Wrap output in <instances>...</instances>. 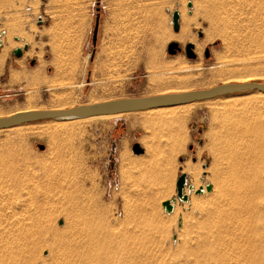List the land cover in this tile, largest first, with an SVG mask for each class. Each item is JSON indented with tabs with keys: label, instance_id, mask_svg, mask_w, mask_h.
Here are the masks:
<instances>
[{
	"label": "rangeland",
	"instance_id": "374dc122",
	"mask_svg": "<svg viewBox=\"0 0 264 264\" xmlns=\"http://www.w3.org/2000/svg\"><path fill=\"white\" fill-rule=\"evenodd\" d=\"M0 40V116L206 88L244 73L264 80V0H0ZM172 42L180 49L169 54ZM71 120L0 129V188L16 184L20 195L0 205V264H264V93ZM180 173L195 186H184L186 201L176 197ZM207 183L210 191L194 193ZM172 197L167 213L161 202ZM73 242L91 244L80 263Z\"/></svg>",
	"mask_w": 264,
	"mask_h": 264
},
{
	"label": "water",
	"instance_id": "95a60500",
	"mask_svg": "<svg viewBox=\"0 0 264 264\" xmlns=\"http://www.w3.org/2000/svg\"><path fill=\"white\" fill-rule=\"evenodd\" d=\"M187 6L190 7L191 3L187 2ZM171 22L174 31L178 30V19L179 12L177 10L172 12ZM99 16H95V23L92 31V42L95 43L97 29H98ZM1 44V40H0ZM192 43H188L185 46V53L187 57L194 58L195 55L192 51ZM180 48L176 43L168 45L167 52L174 54L176 50ZM15 56L21 55V48L16 47L13 49ZM206 57L208 53H205ZM33 63V62H32ZM261 91L264 92V80H250L245 82H226L219 83L206 88L190 89L185 91H171L165 93H158L152 95L143 96H125L113 99H107L98 102L84 103L74 105L67 108L57 109H31L25 111H18L6 116H0V129L17 126L23 123L34 122L45 119H75L84 118L90 116L99 115H111L135 111H143L152 108L166 107L177 104H185L205 99H211L227 94H233L244 91ZM136 152V150H135ZM187 185L188 189L192 188L191 184H187L185 173H180L177 176L175 183L176 197L180 201L187 200V194L183 192L184 186ZM210 191L211 184L207 183L205 186H199L194 190V193L198 194L203 191ZM175 198L172 197L170 200H164L161 202L162 208L165 212L170 213L173 210L172 201Z\"/></svg>",
	"mask_w": 264,
	"mask_h": 264
},
{
	"label": "bare ground",
	"instance_id": "6f19581e",
	"mask_svg": "<svg viewBox=\"0 0 264 264\" xmlns=\"http://www.w3.org/2000/svg\"><path fill=\"white\" fill-rule=\"evenodd\" d=\"M180 11H181V10H180ZM181 13H182V12H181ZM182 16H183V15H182ZM182 18H184V17H182ZM185 20H186V22L188 23L189 19H185ZM185 24H186V23H185ZM186 30H187L186 27H182V28H181V31H180V34H179V38H185V34H186V32H187ZM24 36H25V38H28V35H24ZM212 38H213V37H212L211 34H207L205 40L208 41V40H211ZM191 39H192V38H190V40H191ZM26 40H27V39H26ZM19 44H20V43H17L18 47H19ZM12 45H14V43H13ZM194 49L199 53V52L201 51V49H202V45H201V44H199V45L196 44ZM29 53H30V52H29ZM195 66H196V65H195ZM196 67H197V66H196ZM233 75H234V74H233ZM248 75H249V76H248ZM250 75H251V73H250V74H247V73H246V75H245V73H244V74H238V75L232 76L231 78H233V77H234V78H235V77L239 78L238 80H234V81L227 80V79H229V77L231 76V75H230V76L228 75L229 77H227V78L225 77L224 79H226V80L223 81L222 83H226V82H245V81H250V80H252V79L250 78V77H251ZM257 75H258V74H257ZM254 76H255V75H254ZM258 92H259V93H264V92H261V91H258ZM231 102H234V100L231 101ZM190 103H192V102H190ZM190 103L177 104V105L166 106V107H176V106H178V105H188V104H190ZM28 107H30V106H28ZM31 109H34V108H25V109H22V110H19V109H18V110H15L14 112L25 111V110H31ZM160 109H163V107L147 109V110H145V111H148L150 114H155V112H156L157 110H160ZM14 112H12V113H14ZM12 113H10V114H12ZM119 114H120V113H119ZM8 115H9V114H8ZM111 115H117V114H111ZM99 116H109V115H99ZM91 117H96V116H91ZM91 117L76 118V120H80V119H88V118H91ZM76 120H71V121H76ZM65 122H67V121H66V120H62V121H57V122H55V123H58V124H59V123H65ZM175 149H176V148H175ZM0 161H2V160H0ZM235 162H236V164H237V161H235ZM2 164H3V163H2ZM238 164H239V162H238ZM238 164H237V165H238ZM244 164H245V163H244ZM244 164H243V162H242V165H243V166H244ZM3 165H4V164H3ZM237 165H236V166H237ZM242 165H241V166H242ZM7 166H8V165H7ZM236 166H235V167H236ZM238 166H239V165H238ZM253 166H254V165H253ZM193 167H194V166L190 167V164H189V163H185L183 168L189 170V169H191V168H193ZM235 167H233V168L235 169ZM56 168H57V167H56ZM248 168H249V167H248ZM252 168H254V167H252ZM252 168H251V169H252ZM255 168H257V167H255ZM255 168H254V169H255ZM239 169H240V168H239ZM257 169H258V168H257ZM6 170H7V169H6ZM51 170H52V169H51ZM235 170H236V169H235ZM0 171H1V170H0ZM10 171H11V170H10ZM58 171H59V170H58ZM58 171H57V172H58ZM237 171H238V168H237ZM239 171H240V170H239ZM252 171H253V170H252ZM252 171H251V172H252ZM6 172H7V171H6ZM6 172H5V173H6ZM233 172H234V170H233ZM233 172H232V173H233ZM240 172H241V171H240ZM251 172H250V173H251ZM256 172H257V171H256ZM256 172H255V173H256ZM13 173H14V172H13ZM11 174H12V173H11ZM234 174H235V173H234ZM238 174H239V173H238ZM238 174H237V175H238ZM240 174H241V173H240ZM240 174H239V175H240ZM252 174H254V171H253ZM14 175H15V174H14ZM14 175H12V177H13ZM54 175H55V174H54ZM230 175H231V174H230ZM62 176H63V175H62ZM235 176H236V175H235ZM235 176H234V177H235ZM1 177H2V175H1ZM58 177H60V176H58ZM232 177H233V176H232ZM10 178H11V177H10ZM49 178H50V177H49ZM61 178H62V177H61ZM236 178H237V177H236ZM240 178H241V177H240ZM0 179H1V178H0ZM242 179H243V178H241V180H242ZM238 180H239V179H238ZM243 180H244V179H243ZM243 180H242V181H243ZM246 180H247V178L245 179V182H247ZM4 181H6V180H4ZM9 181H10V180H9ZM59 181H60V180H59ZM13 182H14V181H13ZM65 182H66V181H65ZM239 182H240V181H239ZM243 182H244V181H243ZM1 183H2V182H1ZM61 183H62V182H61ZM241 183H242V182H241ZM227 184H228V183H227ZM243 184H244V183H243ZM243 184H240V186L243 185ZM7 185H8V184H7ZM11 185H12V184H10V185H8V186H5V185H4V187L2 186V187L0 188V205H4L2 201H4L5 196H6V197H7V196H11V197H13V198H18V197H20V195H17V193H16V191H15V188H16V187L14 188V186H16V184H15V185L13 184V186H11ZM18 185H19V184H18ZM54 185H55V184H54ZM238 185H239V184H238ZM244 185H245V184H244ZM247 185L250 186V185L247 183V184H246V187H247ZM225 186H226V185H225ZM234 186H236V184H235ZM54 187H55V186H54ZM194 187H195V186H192L191 189H193ZM237 187H238V186H236V188H237ZM242 187H243V186H242ZM242 187H241V188H242ZM57 188H58V187H57ZM238 188H239V187H238ZM53 189H54V188H53ZM191 189H188V191H191ZM223 189H224V188H223ZM242 189L244 190V188H242ZM9 190H12V191L10 192ZM232 190H234V189H232ZM243 190H242V192H243ZM248 190H249V188H248ZM248 190H247V191H248ZM8 191H9L10 193H9ZM227 191H228V190H227ZM237 191H238V189H237ZM245 191H246V190H245ZM247 191H246V192H247ZM231 192H232V191H231ZM234 192H236V191L234 190L233 193H234ZM239 192H240V191H239ZM15 193H16V194H15ZM221 194H222V193H221ZM224 194H225V193H223L222 196H223ZM228 194H230V192H228V193L225 194V195L227 196ZM237 194H239V193H237ZM237 194H236V195H237ZM240 194H241V193H240ZM12 195H13V196H12ZM15 195H16V196H15ZM225 195H224V197H225ZM222 196H221V197H222ZM228 196L231 197V195H228ZM237 196H238V195H237ZM244 196H245V195H244ZM31 197H32V196H31ZM233 197H234V195H232L231 198H233ZM26 198H28V196H27ZM32 198H33V197H32ZM34 198H35V197H34ZM222 198H223V197H222ZM222 198H221V199H222ZM227 198H228V197H226V199H227ZM235 198H236V197H235ZM238 198H239V197H238ZM224 199H225V198H224ZM228 199H229V198H228ZM24 200H25V199H24ZM26 200H28V199H26ZM29 200L31 201L30 198H29ZM36 200H37V199H36ZM36 200H35V201H36ZM237 200H238V199H237ZM30 201H26V202H30ZM35 201H34V202L31 201V202H33V204H34ZM222 201H224V200L222 199ZM230 201L232 202L231 199H230ZM235 201H236V199H235ZM238 201L241 202V203L243 202V203L245 204L244 201H241V198H240V200H238ZM238 201H236V202H238ZM10 202H11V201H10ZM13 202H14V201H13ZM22 203H23V200H22ZM37 203H38V202H37ZM217 203H218V202H217ZM219 203H220V201H219ZM221 203H222V202H221ZM227 203H228V202H227ZM233 203H235V202H233ZM26 204H27V203H26ZM40 204H41V203H40ZM235 204H236V203H235ZM238 204H239V203H238ZM34 205H35V204H34ZM217 205H218V204H217ZM226 205H228V204H226ZM241 205H242V204H241ZM31 206H32V205H31ZM220 206H221V205H220ZM223 206H224V205H223ZM228 206H229V205H228ZM228 206H227V208H228V210H229V207H228ZM230 206H231V205H230ZM236 206H237V205H236ZM243 206H244V205H243ZM243 206H242V210H243V212H244V210H246V209H244V207L246 208V206H244V207H243ZM37 207H38V206H37ZM216 207H218V206H216ZM221 207H222V206H221ZM239 207H240V205H239ZM239 207H238V209H239ZM34 208H35V207H34ZM227 208H226V209H227ZM230 208H231V207H230ZM233 208H235V207H233ZM233 208H231V211L233 210ZM6 209H7V208H6ZM206 209H208V207H207ZM216 209H218V208H215V210H216ZM223 209H224V208L222 207V210L220 209V211H223ZM235 209H236V208H235ZM238 209H237V210H234V211H238ZM240 209H241V208H240ZM35 210H37V209H35ZM204 210H205V209H204ZM210 210H211V209L209 208L208 211H210ZM213 210H214V209H213ZM228 210H227V213H226V214H229V215H230L231 213H229ZM242 210H239V211H242ZM206 211H207V210H206ZM218 211H219V210H218ZM231 211H230V212H231ZM29 212H30V211H29ZM34 212H35V211H34ZM211 212L213 213L212 215H214V214L216 215V214L218 213V212H217V213H214L215 211H212V210L210 211V213H211ZM243 212H242V213L240 212L241 214H239V212H237L238 215H240V218H241V215L243 214ZM205 213H207V212H205ZM221 213H222V212H221ZM221 213H220V214H221ZM30 214H31V213H30ZM32 214H33V213H32ZM32 214H31V215H32ZM35 214H36V213H35ZM222 214H223V213H222ZM222 214H221V215H222ZM224 214H225V212H224ZM226 214H225V215H226ZM31 215L28 216V217H29L28 219H30V220H31ZM38 215H39V213H38ZM204 215H205V214H204ZM217 215H218V214H217ZM225 215H224V216H225ZM232 215H233V214H232ZM39 216H40V215H39ZM205 216H207V214H206ZM208 216H209V213H208ZM230 216H231V215H230ZM234 216H235V217L237 216L236 213H235ZM211 217H212V216H211ZM211 217H210V218H211ZM215 217H216V216H215ZM215 217L213 218L214 220H215ZM218 217H219V216H218ZM228 217H229V216H228ZM228 217H227V215H226V219H228ZM235 217H231V218L229 217V219H231V222H234V221H236V219H239L238 217H236V219L232 221V219L235 218ZM37 218H40V217H38L37 215H33V219H32V220L36 221ZM79 218H80V217H79ZM242 218H243V217H242ZM245 218H246V217H245ZM211 219H212V218H211ZM211 219H210V220H211ZM213 219H212V220H213ZM218 219H219V218H218ZM220 219H222L221 216H220ZM30 220H29V221H30ZM80 220H81V219H80ZM206 220H207V218H206ZM212 220H211V221H212ZM224 220H225V218H224ZM241 220H243V219H240V221H241ZM34 221H33V222H34ZM39 221H40V220H39ZM219 221H220V220H219ZM219 221L216 220V223L218 224ZM226 221H227V220H226ZM237 221H238V220H237ZM37 222H38V221H37ZM37 222H36V223H37ZM207 222H208V221H207ZM207 222H205V224H207ZM221 222H223V221L221 220ZM228 222H229V220H228ZM231 222H230V223H231ZM29 223H30V222H29ZM203 223H204V222H203ZM208 223H209V222H208ZM210 223H213V222H210ZM210 223H209V224H210ZM239 223H240V222H239ZM34 224H35V223H34ZM76 224H77V223H76ZM217 224H216V225H217ZM200 225H201V224H200ZM212 225H214V223H213ZM231 225H233V224L231 223ZM76 226H77V225H76ZM203 226H204V225H203ZM203 226L201 225V228H203ZM218 226H219V225H218ZM229 226H230V225H229ZM85 227H86V226H85ZM209 227H210V226H209ZM213 227H214V226H213ZM79 228H81V227H79ZM82 228L84 229V227H82ZM82 228H81V229H82ZM198 228L201 229L200 226H198ZM211 228H212V226H211ZM36 229H37V227H36ZM77 229H78V228H77ZM77 229H76V231H77ZM83 229H82V230H83ZM226 229H227V228H226ZM14 230H15V229H14ZM74 230H75V229H73V231H74ZM86 230H87V229H85V231H86ZM202 230H203V229H202ZM35 231H36V230H35ZM73 231H72V233H73ZM80 231H81V230H79L78 232H80ZM200 231H201V230H200ZM200 231H199V232H200ZM37 232H38V231H37ZM78 232H77L76 234H78ZM82 232H83V231H82ZM82 232H80V233H82ZM202 232H203V231H202ZM207 232H208V234L211 233L210 231H207ZM209 232H210V233H209ZM214 232H215V231H214ZM22 233H23V232H22ZM22 233H21V234H22ZM25 233H26V232H25ZM27 233H28V232H27ZM31 233H32V232H31ZM40 233H41V232H40ZM50 233H51V232H50ZM50 233H48V234H49V238H50V236H52ZM53 233H54V232H53ZM84 233H85V232H84ZM87 233L89 234V232H87ZM87 233H86V234H87ZM215 233H216V232H215ZM215 233H214V234H215ZM33 234H35V233H33ZM37 234L39 235V232H38ZM54 234H55V233H54ZM70 234H71V233H70ZM76 234H75V236H78V238L80 239V237H79L80 234H79V235H76ZM86 234H84V235L82 234V235H83L82 237H84ZM198 234H199V233L197 232V235H198ZM200 234H201V233H200ZM200 234L198 235L199 237H201V235H202V234H201V235H200ZM205 234H206V233H205ZM212 234H213V233H212ZM23 235H24V234H23ZM30 235H32V234H30ZM55 235H56V234H55ZM72 235H73V234H72ZM206 235H207V234H206ZM17 236H18V235H17ZM19 236H21V235L19 234ZM19 236H18V237H19ZM25 236H26V235H25ZM53 236H54V235H53ZM59 236H60V234H59ZM86 236H87V235H86ZM88 236H89V235H88ZM209 236H210V235H209ZM22 237H23V236H22ZM34 237H35V235H34ZM54 237H55V236H54ZM56 237H57V236H56ZM56 237H55V238H56ZM82 237H81V238H82ZM210 237L215 238L214 235H212V236H210ZM222 237H223V236H222ZM222 237H221V238H222ZM26 238H27V237H26ZM36 238H38V237H36ZM68 238H69V237H68ZM72 238H73V237H72ZM75 238H76V237H75ZM75 238H73L74 242H75ZM85 238H86V237H85ZM203 238H204V236L202 237V239H203ZM207 238H208V237H207ZM207 238H204V240L207 239ZM228 238H229V237H228ZM21 239H22V238H21ZM24 239H25V238H24ZM50 239H51V238H50ZM59 239H60V238H59ZM87 239H88V237H87ZM87 239H86V241H87ZM17 240H18V239H17ZM25 240H27V239H25ZM56 240H57V239H56ZM62 240H63V239H62ZM62 240H59V241H62ZM80 240H81V239H80ZM91 240H92V239H91ZM195 240H196V239H195ZM195 240H194V241H195ZM226 240H227V239H226ZM77 241H78V240H77ZM81 241H82V240H81ZM201 241H202V240H200V242H201ZM205 241H206V240H205ZM208 241H210V240H208ZM235 241H236V240H235ZM250 241H251V240H250ZM250 241H249V242H250ZM52 242L55 243L54 239H52ZM74 242H73V243H74ZM89 242H90V241H88V243H89ZM94 242H95V241H94ZM94 242L91 241V243H93V244H94ZM196 242H197V240H196ZM202 242H204V241H202ZM202 242H201V243H202ZM1 243H2V242H1ZM57 243H58V242H56V244H57ZM61 243H62V242H61ZM76 243H78V242H76ZM76 243H74V244L76 245ZM79 243H81V244H79ZM79 243H78V246L76 245L77 248H75V251L77 252V254H76V255H77V262L80 263L81 260H83V259H85V258L87 257V253H88L87 249L89 250V248H90L89 246H90L91 244L88 246V245L86 244L87 242H79ZM96 243H97V242H96ZM198 243H199V242H197L196 244H198ZM204 243H205V242H204ZM209 243H211V242H209ZM59 244H60V243H58V245H59ZM66 244H67V246H68V244H70V241H69L68 243H65L64 245L66 246ZM93 244H92V245H93ZM194 244H195V243H194ZM196 244H195V245H196ZM199 244H200V243H199ZM202 244H203V243H202ZM72 245H73V244H72ZM95 245L98 246L99 244H95ZM200 245H201V244H200ZM200 245H199V246H200ZM250 245H251V244H250ZM60 246H61V245H60ZM196 246H197V245H196ZM199 246H198V247H199ZM201 246H202V245H201ZM205 246H208V245H205ZM69 247H70V245H69ZM71 247H72V246H71ZM93 247H94V246H93ZM198 247H197V248H198ZM229 247H230V246H229ZM245 247H246V246H245ZM62 248H63V246H62ZM195 248H196V247H195ZM202 248L204 249L203 246L201 247V249H202ZM206 248H207V247H206ZM247 248H248V247H247ZM60 249H61V247H60ZM94 249H95V248H94ZM198 249H199V248H198ZM203 249H202L201 251H203ZM209 249H210V248H209ZM209 249H207V253H208ZM243 249H244V248H243ZM56 250H57V249H56ZM67 250L69 251V250H71V249L68 248ZM72 250H73V249H72ZM91 250H92V248H91ZM199 250H200V249H199ZM199 250H196V251H199ZM204 250H205V249H204ZM210 250H211V249H210ZM223 250H224V249H223ZM251 250H252V249H250V251H251ZM255 250H256V249H255ZM260 250H261V249H260ZM58 251H59V250H58ZM64 251H65V250H64ZM68 251H67V252H68ZM67 252H66V253H67ZM76 252H75V253H76ZM89 252H92V251H89ZM203 252L206 253L205 251H203ZM209 252H211V251H209ZM247 252H248V251H247ZM252 252H253V250H252ZM60 253H61V252H60ZM71 253H72V252H71ZM75 253H72V254L75 255ZM199 253H200V252H197V254H199ZM243 253H246V252H243ZM62 254H63V253H62ZM195 254H196V253H195ZM200 254H201V253H200ZM254 254H255V253H254ZM60 255H61V254H60ZM60 255H59V256H60ZM73 255H72V256H73ZM89 255H90V254H89ZM203 255H205V254H203ZM210 255H211V254H210ZM210 255H209V256H210ZM220 255H221V254H220ZM245 255H247V253H246ZM69 256H70V255H69ZM198 256H199V255H198ZM201 256H202V255H201ZM258 256H260V255H258ZM61 257H62V255H61ZM210 257H212V256H210ZM251 257H253V256H251ZM69 258H72V257H69ZM88 258H89V257H88ZM88 258H87V259H88ZM87 259H86V260H87ZM245 259H246V258H245ZM252 259H253V258H252ZM69 260H70V259H69ZM86 260H85V261H86ZM89 260H91V258H90ZM198 260H199V259H198ZM72 261H73V260H72ZM87 261H88V260H87ZM250 261H251V260H250ZM73 262H74V264H78V263H76V260L73 261ZM196 262H197V261H196ZM199 262H200V261H199ZM9 263H11V262H9ZM61 263H62V262H61ZM64 263H65V262H64ZM202 263H203V260H202ZM68 264H69V263H68ZM82 264H83V263H82ZM199 264H200V263H199ZM203 264H204V263H203ZM248 264H249V263H248ZM251 264H252V263H251Z\"/></svg>",
	"mask_w": 264,
	"mask_h": 264
}]
</instances>
